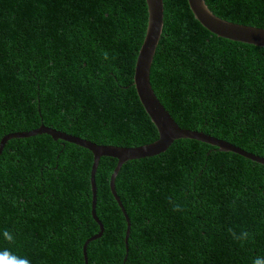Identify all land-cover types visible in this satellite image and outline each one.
I'll return each instance as SVG.
<instances>
[{
  "label": "trees",
  "instance_id": "obj_1",
  "mask_svg": "<svg viewBox=\"0 0 264 264\" xmlns=\"http://www.w3.org/2000/svg\"><path fill=\"white\" fill-rule=\"evenodd\" d=\"M218 17L264 29V0H205ZM154 92L177 123L264 158V48L219 38L187 0H163ZM146 0H0V140L43 125L98 144L140 146L159 133L134 84ZM107 54V59L105 55ZM93 153L46 133L0 153V250L31 264H85ZM96 172L102 236L88 264H253L264 260V164L193 139ZM179 205V211L174 206ZM242 231L249 238L239 240ZM8 231L13 240L4 239Z\"/></svg>",
  "mask_w": 264,
  "mask_h": 264
},
{
  "label": "water",
  "instance_id": "obj_2",
  "mask_svg": "<svg viewBox=\"0 0 264 264\" xmlns=\"http://www.w3.org/2000/svg\"><path fill=\"white\" fill-rule=\"evenodd\" d=\"M196 20L211 34L230 41L264 48V29L253 26L236 24L216 16L208 7L205 0H187ZM148 8V25L143 44L140 48L135 67L134 84L141 103L147 114L156 126L159 137L155 141L140 146H114L98 144L94 141L68 134L67 132L47 127L45 125L30 131H17L4 135L0 140V153L4 144L11 138L28 137L46 133L55 140H64L89 149L94 155L91 170L92 184V216L99 224V233L89 237L83 245L85 264H88L87 247L93 240L100 238L104 232V224L97 215V185L96 172L102 157H112L118 160L110 177V189L119 207L126 217V250L124 262L127 261L129 251V237L131 233V220L128 212L116 190V177L125 162L156 156L165 152L171 144L181 138L198 140L218 147L221 151L235 152L241 156L264 164V158L249 152L231 142L217 138L203 131L181 127L173 118L167 108L160 101L151 84V68L154 57L164 30V2L163 0H146Z\"/></svg>",
  "mask_w": 264,
  "mask_h": 264
},
{
  "label": "clouds",
  "instance_id": "obj_3",
  "mask_svg": "<svg viewBox=\"0 0 264 264\" xmlns=\"http://www.w3.org/2000/svg\"><path fill=\"white\" fill-rule=\"evenodd\" d=\"M104 55L105 59H107V54L105 53ZM174 210H181L180 206L175 205ZM229 232L233 235L234 238L239 239L241 241L249 238V233H247L246 231H242L239 237H236L235 232H233L231 229H229ZM3 235L4 239L8 242H11L13 240V236L8 231H5ZM0 264H31V262L26 257L17 256L11 251L4 249L0 250ZM253 264H264V260L256 258L253 261Z\"/></svg>",
  "mask_w": 264,
  "mask_h": 264
}]
</instances>
